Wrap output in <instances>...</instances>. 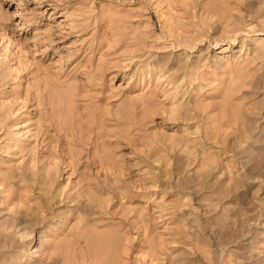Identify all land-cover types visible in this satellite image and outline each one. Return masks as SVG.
<instances>
[{"label": "rangeland", "instance_id": "rangeland-1", "mask_svg": "<svg viewBox=\"0 0 264 264\" xmlns=\"http://www.w3.org/2000/svg\"><path fill=\"white\" fill-rule=\"evenodd\" d=\"M0 264H264V0H0Z\"/></svg>", "mask_w": 264, "mask_h": 264}, {"label": "bare ground", "instance_id": "bare-ground-1", "mask_svg": "<svg viewBox=\"0 0 264 264\" xmlns=\"http://www.w3.org/2000/svg\"><path fill=\"white\" fill-rule=\"evenodd\" d=\"M17 242V241H16Z\"/></svg>", "mask_w": 264, "mask_h": 264}]
</instances>
